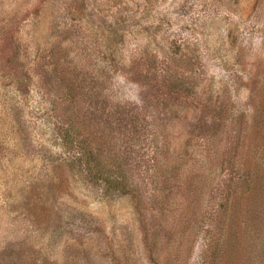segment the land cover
<instances>
[{"label":"rangeland","instance_id":"1","mask_svg":"<svg viewBox=\"0 0 264 264\" xmlns=\"http://www.w3.org/2000/svg\"><path fill=\"white\" fill-rule=\"evenodd\" d=\"M0 264H264V0H0Z\"/></svg>","mask_w":264,"mask_h":264}]
</instances>
